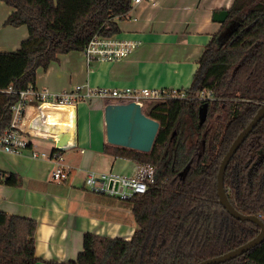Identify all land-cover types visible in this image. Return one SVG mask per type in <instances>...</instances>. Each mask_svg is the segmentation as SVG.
<instances>
[{
    "label": "trees",
    "instance_id": "16d2710c",
    "mask_svg": "<svg viewBox=\"0 0 264 264\" xmlns=\"http://www.w3.org/2000/svg\"><path fill=\"white\" fill-rule=\"evenodd\" d=\"M13 10L6 23L26 25L28 36L0 51V135L12 120L18 91L35 87L38 68L60 54L83 51L95 36L120 32L134 0H0ZM221 30L204 46L183 99L160 101L144 111L160 122L152 150L111 144L104 150L156 166L144 194L126 201L136 228L129 239L86 232L74 264H197L254 238L260 227L232 216L219 202L217 175L236 136L264 101V0H233ZM235 22L223 42L220 33ZM12 88L15 92H9ZM203 90L212 98H200ZM208 103L204 123L199 108ZM53 151H57L56 148ZM61 152V151H59ZM4 182L16 185L11 173ZM231 204L247 215L264 213V118L230 160L224 177ZM37 221L0 211V264H34ZM219 264H264V240Z\"/></svg>",
    "mask_w": 264,
    "mask_h": 264
},
{
    "label": "crops",
    "instance_id": "0c3cea01",
    "mask_svg": "<svg viewBox=\"0 0 264 264\" xmlns=\"http://www.w3.org/2000/svg\"><path fill=\"white\" fill-rule=\"evenodd\" d=\"M232 2L143 0L134 4L127 18L119 21L117 37L142 42L127 57L113 62L95 60L88 63L82 51L60 54L47 69L38 68L35 87L52 92L73 89L82 83L121 88L187 89L204 46L222 28L223 23L213 21V12L229 9ZM3 4L0 2L2 11H5L2 21H5L13 9ZM14 30L17 37L12 46H0V51L17 49L28 36L26 25L14 26ZM90 103H94L95 108L92 124L88 122L87 112L80 114L76 104L75 147L79 151L60 150L63 159L68 157L64 162L70 167L66 180L51 177L54 163L47 159H34L28 152L0 151V175L3 177L0 180V211L37 221L35 255L39 259L34 264H74L83 251L86 232L129 239L136 228L131 210L121 205L126 201L90 191L85 186V179L81 187L76 186L78 181L74 177L78 170L87 175L91 170L120 168L124 171L134 165V160L104 150V145L109 144L104 121L106 103L101 100ZM33 108L29 107L27 112ZM24 124L30 130L25 118ZM80 125L83 126L82 132ZM59 127L63 132L67 129L63 125ZM33 142L43 151L56 148V140L51 137H35ZM11 173L19 177L18 184L4 182Z\"/></svg>",
    "mask_w": 264,
    "mask_h": 264
},
{
    "label": "built area",
    "instance_id": "2783aa9c",
    "mask_svg": "<svg viewBox=\"0 0 264 264\" xmlns=\"http://www.w3.org/2000/svg\"><path fill=\"white\" fill-rule=\"evenodd\" d=\"M143 0H134L137 4ZM133 4V6H134ZM131 13V12H130ZM141 40L95 36L82 51L88 63L92 61H119L127 57L141 45ZM9 92H15L11 87ZM19 99L12 104V120L10 125L0 135V151L5 153L28 154L34 158H43L54 163L51 177L63 181L68 178L70 167L63 162L60 150L43 151L33 142L35 137L24 124V118L29 107L41 109L47 105H74L78 102L101 100L107 103L136 102L145 111L146 105L170 99H183L187 96L185 89L161 87H106L91 86L88 83L76 85L73 89L62 92H52L48 89L29 87L18 91ZM210 90H203L200 98H212ZM157 169L150 162L134 161L132 168L127 170L109 169L107 171L91 170L87 173L84 183L92 192L104 194L119 200H128L136 194H144L155 182ZM3 177L0 175V180ZM264 223V213L257 215Z\"/></svg>",
    "mask_w": 264,
    "mask_h": 264
},
{
    "label": "water",
    "instance_id": "95a60500",
    "mask_svg": "<svg viewBox=\"0 0 264 264\" xmlns=\"http://www.w3.org/2000/svg\"><path fill=\"white\" fill-rule=\"evenodd\" d=\"M228 9L216 10L212 19L218 23L226 22ZM235 22L230 23L219 35L223 42L235 29ZM208 103L199 108V121L204 123L207 117ZM264 118V101L248 125L236 136L224 155L217 175L219 202L235 218L251 221L260 227V232L251 240L222 255L203 260L197 264H219L238 257L264 240V223L257 215H247L239 212L231 204L225 189L224 177L227 166L243 144L254 127ZM25 121L30 126L31 133L41 137H51L56 140V148L67 150L76 146L77 111L74 105H47L41 109H29ZM104 121L107 143L140 152L149 153L155 143L160 122L148 116L142 106L136 102L107 103L104 107ZM59 125L66 126V131H60Z\"/></svg>",
    "mask_w": 264,
    "mask_h": 264
},
{
    "label": "rangeland",
    "instance_id": "374dc122",
    "mask_svg": "<svg viewBox=\"0 0 264 264\" xmlns=\"http://www.w3.org/2000/svg\"><path fill=\"white\" fill-rule=\"evenodd\" d=\"M3 5H5V4H3ZM2 7L3 6H0V46L9 48L10 46H12L13 41H15V39L17 37V35H16L17 32L14 30V26L6 23V20L2 21L3 20L2 18H3L4 13H5V11H2L3 10ZM87 102H89V103H87V104H86V102H78L77 103L78 106H79V113L83 114L84 112H87V114L89 115L88 116L89 117L88 122H89V124H92V122H93V118L92 117H94L93 114L95 112L94 103H90V102H93V101H87ZM148 106L149 105L145 106V111L147 110ZM79 130H80V132L83 131V126L82 125H80V129ZM68 150H72L73 153H77V151H79V148L74 147V148H71V149H68ZM66 158H68V157H64V161L63 162H65L67 160ZM141 163H143V162H141ZM117 170H120V168H117ZM85 176H86L85 172H81L79 170L76 172V175L74 177V178L77 177V181H78V184L76 186H78V187L82 186L83 180L85 179ZM115 201H117L118 203L121 204V201H118V200H115ZM121 205L122 206H126L128 211L131 210L130 204L128 202H123ZM131 213H132V211H131ZM131 213L129 214L130 217H132Z\"/></svg>",
    "mask_w": 264,
    "mask_h": 264
},
{
    "label": "flooded vegetation",
    "instance_id": "af4514ba",
    "mask_svg": "<svg viewBox=\"0 0 264 264\" xmlns=\"http://www.w3.org/2000/svg\"><path fill=\"white\" fill-rule=\"evenodd\" d=\"M236 258V257H235Z\"/></svg>",
    "mask_w": 264,
    "mask_h": 264
}]
</instances>
